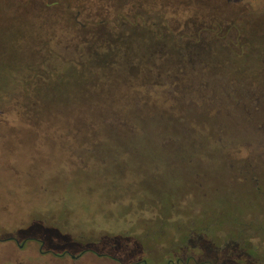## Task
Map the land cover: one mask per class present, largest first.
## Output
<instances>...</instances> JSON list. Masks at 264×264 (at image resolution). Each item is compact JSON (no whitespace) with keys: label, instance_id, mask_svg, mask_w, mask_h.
Masks as SVG:
<instances>
[{"label":"trees","instance_id":"obj_1","mask_svg":"<svg viewBox=\"0 0 264 264\" xmlns=\"http://www.w3.org/2000/svg\"><path fill=\"white\" fill-rule=\"evenodd\" d=\"M77 1L82 4L40 2L7 19L11 48L0 55V127L17 135L0 138L23 136L68 149L86 172L142 146L134 157L148 166L161 169L177 157L185 166L197 161L219 173L230 170L231 181L249 182L260 197L264 35L256 41L216 15L187 20L178 30L152 12L121 10L120 0H101L97 10L85 6L96 2ZM179 136L192 143L176 151L166 142ZM139 192L131 199L134 211L158 220L165 215L174 222L192 209L191 201L173 194L166 209L160 200L145 204ZM247 234L260 236L253 221L240 225L234 243L241 248ZM256 249L245 253L256 257Z\"/></svg>","mask_w":264,"mask_h":264},{"label":"rangeland","instance_id":"obj_2","mask_svg":"<svg viewBox=\"0 0 264 264\" xmlns=\"http://www.w3.org/2000/svg\"><path fill=\"white\" fill-rule=\"evenodd\" d=\"M57 1L0 0V55L11 48L7 19L14 12L27 7L34 9L40 2L54 7ZM100 1L89 0L98 5L85 6L97 10L103 7ZM108 1L116 4L119 0ZM72 2L74 6L82 4L77 0ZM120 2L121 10L129 12L138 8L152 12L178 30H183L187 20L208 22L216 15L227 24L240 26L245 35L250 34L256 41L264 35L262 0ZM188 33L192 34L191 28ZM252 72L248 73L249 77L255 76ZM16 133L0 127L1 135ZM210 133L214 134L212 129ZM3 137L6 138H0V264H117L98 257V250L117 255L127 250L137 252V247L142 248L148 264L175 260L171 255L175 248L183 252L184 260L179 264H264V188L259 189L261 196L256 197L249 182L238 185L231 181L234 172L230 170L219 173L218 169L197 161L185 166L177 157L163 161L165 165L161 169L151 167L143 158L135 159L134 155L139 156V149H143L139 146L136 152L125 150L118 162L86 172L78 161L71 159L68 149L29 137ZM166 143L180 151L183 144L192 141L179 136ZM100 155L108 156L106 152ZM139 191L142 203L150 205L160 200L166 209L173 194L179 200L191 201L192 209H183L184 214L174 222L165 215L168 219L158 220L154 213L134 211L136 207L131 199ZM244 221H253L259 227L260 236L247 234L241 245L244 250L251 245L257 247L256 257H250L233 241ZM189 224L203 231L191 230ZM11 236L15 240H8ZM41 241L44 247L40 252ZM71 256L79 257L74 260ZM118 257L125 263L132 262Z\"/></svg>","mask_w":264,"mask_h":264},{"label":"flooded vegetation","instance_id":"obj_3","mask_svg":"<svg viewBox=\"0 0 264 264\" xmlns=\"http://www.w3.org/2000/svg\"><path fill=\"white\" fill-rule=\"evenodd\" d=\"M13 239H14L13 236L8 238V240H10V241L13 240ZM40 246H41L40 247V252H41L43 247H44V242L43 241L40 242ZM137 249H138L137 252H134L135 250L134 251L132 250V252H130L131 250L130 251L127 250L125 252L121 251L122 252L121 254L117 253L118 256H122L125 260L132 259L131 260L132 262H130V263L123 262L121 257H118L117 255H115V253L114 254L110 253V251H104V250L102 251L101 250V252H100V250H98V252L100 254V255H98V257H103L104 259H110L112 262L116 261L117 264L118 263L119 264H148L146 262L147 261L146 258H143V250H142V248L141 247H137ZM85 250L95 254L93 251H90L89 248H87ZM49 251L50 250H48L46 252H49ZM171 251H173V253H171V255H172L173 258H175V260L174 259L168 260L167 264H179V263H182V261L184 260L183 257H182V253L183 252H181L180 249L179 250L178 249H172ZM65 252L66 251H64V253ZM178 252L181 253L180 254L181 256L179 255ZM78 257L79 256H71V258L74 259V260H76ZM173 260L175 261L174 263H173ZM185 264H187V263H185Z\"/></svg>","mask_w":264,"mask_h":264}]
</instances>
